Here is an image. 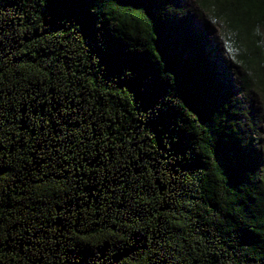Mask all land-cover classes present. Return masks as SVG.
Returning <instances> with one entry per match:
<instances>
[{"label": "trees", "instance_id": "trees-1", "mask_svg": "<svg viewBox=\"0 0 264 264\" xmlns=\"http://www.w3.org/2000/svg\"><path fill=\"white\" fill-rule=\"evenodd\" d=\"M192 1L0 0V264H264V0Z\"/></svg>", "mask_w": 264, "mask_h": 264}, {"label": "rangeland", "instance_id": "rangeland-1", "mask_svg": "<svg viewBox=\"0 0 264 264\" xmlns=\"http://www.w3.org/2000/svg\"><path fill=\"white\" fill-rule=\"evenodd\" d=\"M180 2L183 5H187L190 8H192V10H193L192 13H193L194 18H195V25L197 27H199L200 29L204 28L205 19L203 16H200L196 12V6L194 5V2L192 0H180ZM207 50L211 52L212 59L219 63L220 69L223 70L224 72H226V75L228 77V81L231 84H234L235 85L234 89L236 91H238V88L236 87L237 78H236L233 70H231L228 67V64H229L228 56L223 50L222 43H221L220 31L217 27L212 28L208 32ZM238 98L241 102L245 101L244 95L241 93H239ZM251 99L252 98L250 97V100Z\"/></svg>", "mask_w": 264, "mask_h": 264}]
</instances>
